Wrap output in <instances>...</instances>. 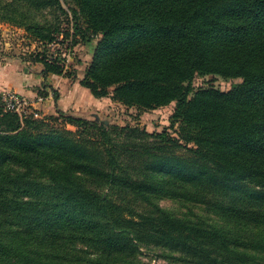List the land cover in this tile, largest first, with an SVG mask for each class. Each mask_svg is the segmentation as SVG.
<instances>
[{"label": "trees", "instance_id": "trees-1", "mask_svg": "<svg viewBox=\"0 0 264 264\" xmlns=\"http://www.w3.org/2000/svg\"><path fill=\"white\" fill-rule=\"evenodd\" d=\"M63 1L70 52L98 36L79 83L142 110L174 102L178 130L19 114L0 96V264H133L144 245L166 250V264H264V0ZM57 11L60 0H0V22L43 45L32 59L41 75L75 79L47 52ZM207 74L241 81L193 88ZM113 189L152 207L137 211ZM160 198L203 204L219 221L178 218Z\"/></svg>", "mask_w": 264, "mask_h": 264}, {"label": "rangeland", "instance_id": "rangeland-1", "mask_svg": "<svg viewBox=\"0 0 264 264\" xmlns=\"http://www.w3.org/2000/svg\"><path fill=\"white\" fill-rule=\"evenodd\" d=\"M60 4L61 7L65 9V13L57 11L59 15L61 34H59L57 42H53L46 47L48 48L47 52L53 54L54 56L58 55L64 57L66 59L65 62L68 67V71H74L76 78L81 77L87 63L92 58L98 36H93V40L89 42L77 44L70 52V48L68 49L67 46L68 42L71 41V37L69 35L72 33L71 27L73 24L71 10L69 9L70 4L68 2H64L63 0H60ZM41 13L46 15L48 18H52L54 16V13L50 14L49 9H44ZM78 22L81 26H84L80 18L78 19ZM66 33L68 36H65ZM43 49V45L30 38L24 29L7 22H0V67H2L5 71L6 69H10L9 71L13 70L14 77L17 81L24 79L27 82L29 81V83H33V81L36 80L37 74L41 70L42 65L32 59L36 53H39ZM49 75L52 78L51 81H56L58 76H62L53 73H50ZM46 76L44 81L36 87L37 94L42 97L44 95L38 93L39 90L40 92H51V94L53 91V86L43 84L44 82H47ZM240 81L241 79L238 78L223 79L213 74L196 75L192 80V86L195 89L212 86L221 90H227L233 84ZM25 99H27L25 107L36 109L40 113L39 116L53 113V111L48 110L47 106L42 107L37 105L34 100H28V98ZM49 103H52L53 105V97L50 98ZM97 103L98 104H96L94 108L84 106V109H86L85 116L87 118H97L98 122H103L106 125H117L119 127L125 125L138 126L149 133L162 132L166 130L168 133L175 136L178 130V123L172 120L175 108L174 102H171L166 106L150 110H142L135 106H126L118 101L110 99V97H101ZM44 104L45 103H43V105ZM50 124L57 128L65 127L71 130L75 129V127L70 124H65L62 120H59L56 123L54 121ZM177 154L188 155L182 148L177 149ZM110 195L118 201L132 203L133 207L137 211H147L152 207L150 203L136 199L130 193H117L113 189L111 190ZM152 202L181 219L202 221L208 224L218 223L219 221V218L214 213L208 211L205 206L200 203L168 198L152 199ZM77 247L80 253L88 255V251H90L88 247L82 245ZM166 253V250L159 247L144 245L140 247V251L134 258L133 264H166Z\"/></svg>", "mask_w": 264, "mask_h": 264}, {"label": "crops", "instance_id": "crops-1", "mask_svg": "<svg viewBox=\"0 0 264 264\" xmlns=\"http://www.w3.org/2000/svg\"><path fill=\"white\" fill-rule=\"evenodd\" d=\"M9 70L10 69H6L5 71L0 67V93L12 90L24 98H28V100H34L39 106H47L48 110L53 112H55V110H62L80 117H86V109H84V106L94 108V106L98 104L97 101H99V98L93 97L90 91L79 83L80 77L69 79L58 76L56 81H51L52 78L47 74V82L43 84L53 86V91L55 90L58 93V97L56 100L54 99L52 105V103H49L50 98L53 97L51 92H48V94L43 97L37 94L36 87L39 86L45 78L41 75L40 71L37 74L36 80L33 81V83H29V81L27 82L24 79L17 81L13 74L14 71ZM43 103L45 104L43 105Z\"/></svg>", "mask_w": 264, "mask_h": 264}, {"label": "built area", "instance_id": "built-area-1", "mask_svg": "<svg viewBox=\"0 0 264 264\" xmlns=\"http://www.w3.org/2000/svg\"><path fill=\"white\" fill-rule=\"evenodd\" d=\"M0 96L7 109L13 110L19 114L27 113L29 111V107H25L27 99L18 93L8 90L1 92Z\"/></svg>", "mask_w": 264, "mask_h": 264}]
</instances>
